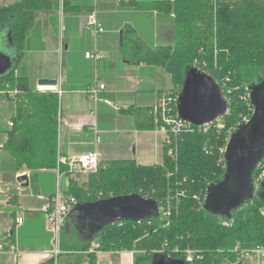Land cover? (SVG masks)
<instances>
[{
    "label": "trees",
    "instance_id": "1",
    "mask_svg": "<svg viewBox=\"0 0 264 264\" xmlns=\"http://www.w3.org/2000/svg\"><path fill=\"white\" fill-rule=\"evenodd\" d=\"M140 3L128 0V6L140 7ZM69 6L75 11L79 4L64 0L65 11ZM52 7V0H17L0 6V30L6 27L10 31L19 56L36 14ZM148 7L174 15L175 45L148 49L130 30L124 31L123 45L140 54V61L162 67L171 75L173 89L160 96L169 97L167 93L173 90L178 93L168 102L164 114L178 113L177 99L187 70L193 66L218 82L229 102V113L206 131L195 126L192 132H169L168 141L162 145L160 165L114 160L100 164L84 184L71 182L65 194L73 196L77 204L139 193L157 201L160 214L142 222L109 225L89 242L80 241L73 228L67 229L68 219L61 249L84 253L98 241L99 252H136L135 264H151L158 253L185 261L188 250L194 252V258L186 264H234L239 258L238 247L264 246L263 202L255 196L235 211L231 220L206 211L204 205L208 186L226 173L222 150L244 119L252 117L247 88L264 77V0H154ZM15 69L0 76V91L16 104L4 145L13 161L12 171L24 167L31 172L57 169L59 95L31 89L28 79L17 76ZM153 109L129 110L138 130L162 126L163 112L158 109L156 117ZM263 165L264 159L260 167ZM260 171L258 168L254 172V179ZM88 258L90 264H95L97 254L89 253ZM43 264H56V260L52 257Z\"/></svg>",
    "mask_w": 264,
    "mask_h": 264
},
{
    "label": "crops",
    "instance_id": "2",
    "mask_svg": "<svg viewBox=\"0 0 264 264\" xmlns=\"http://www.w3.org/2000/svg\"><path fill=\"white\" fill-rule=\"evenodd\" d=\"M138 1L140 7L128 6V0H99L97 15L104 32L95 36L87 26V16L94 10L91 0H72L79 4L75 11L71 10L72 6L65 11L64 0H52L51 10L36 14L21 56L17 52L15 74L26 77L33 90L48 89L59 95V153L63 156L97 150L101 164L114 160L158 164L145 159L144 148L153 145L162 149L166 134L158 128L138 130L129 110L157 105L160 93L173 89L172 77L164 68L140 61V54L123 45V35L126 30L132 31L136 40L148 49L174 46L175 17L149 9L154 0ZM16 2L0 0V6ZM111 14L114 24L110 26ZM0 35L8 37L5 31ZM87 53L101 58L87 59ZM42 80L55 81L56 85L43 86ZM99 85H104V89L95 101L88 90ZM15 106L12 99L0 92V244L5 246V251L0 252V264H43L53 246L46 220L39 210L57 192L58 178L55 169L31 172L24 167L18 172L12 171L13 161L4 145ZM94 126L101 137L97 146ZM148 137L153 141H146ZM139 150L142 161L135 157V151L137 154ZM21 176L28 177V186L25 181H18ZM61 186L65 192L66 179ZM17 216L24 217L20 227L14 225ZM78 238L85 242L79 235ZM8 244L15 245L18 253L8 251ZM136 255L134 251L99 252L95 264H135ZM56 264L90 262L87 253L79 252L62 255Z\"/></svg>",
    "mask_w": 264,
    "mask_h": 264
},
{
    "label": "water",
    "instance_id": "3",
    "mask_svg": "<svg viewBox=\"0 0 264 264\" xmlns=\"http://www.w3.org/2000/svg\"><path fill=\"white\" fill-rule=\"evenodd\" d=\"M7 32L11 45L10 31ZM7 36V35H6ZM17 56L12 59L0 52V76L6 75L17 66ZM14 64V66H13ZM43 86L56 85L55 81L42 80ZM249 101L253 107L250 120L239 125L231 134L224 153L226 173L218 182L208 186L204 209L217 216L231 220L233 213L258 196L264 204V182L256 190L254 172L264 159V77L248 86ZM229 102L214 77L193 66L187 70L184 85L177 99L179 117L195 126L209 125L225 117ZM18 181L28 177L21 176ZM157 201L139 193L119 195L95 202L79 203L70 214L71 223L85 242L92 241L105 227L125 221L142 222L159 217ZM151 264H186L158 253Z\"/></svg>",
    "mask_w": 264,
    "mask_h": 264
},
{
    "label": "built area",
    "instance_id": "4",
    "mask_svg": "<svg viewBox=\"0 0 264 264\" xmlns=\"http://www.w3.org/2000/svg\"><path fill=\"white\" fill-rule=\"evenodd\" d=\"M94 4V10L90 12L87 16V26L92 29L95 36L104 32V28L100 23L97 15V4L99 0H91ZM87 59H94L98 60L101 58L98 54L87 53ZM47 88V87H46ZM104 89V85H99L98 87H92L88 90V95L95 101L98 100V93L100 90ZM249 98V94H248ZM162 100V101H161ZM159 99L157 103V110L159 109L158 106L162 109L163 112V119L166 125L160 129L166 134V138L164 141H168L169 139V132L178 133L180 131L192 132L194 130L195 125L182 120L178 113L175 116L172 115H165L164 112L166 111V106L168 102L166 99ZM106 103L109 104L108 101ZM159 104H162L160 106ZM229 113V112H228ZM250 119L245 118L244 123L248 122ZM216 122H220V119ZM215 123V122H214ZM213 124V123H212ZM72 126L70 124H67ZM170 126L167 128L166 126ZM209 125H203L198 127H204V130H207ZM12 126V123H10ZM221 127V125H218ZM95 131V144L96 146L100 144L101 137L99 135V131L97 130L96 126H94ZM225 149L222 150L225 153ZM169 154L175 157V153L170 150ZM101 164V157L97 150L92 152H86L79 155L74 156H63L59 155L58 157V166L56 170L57 178H58V190L57 192L46 199V203L43 207L39 210V212L43 215L46 220V228L49 234L51 235V242L53 249L48 254L49 258L57 257L62 254L61 249V238L64 228L68 222L70 214L74 207L77 205V200L73 196L66 195L61 184L64 179L67 180V186L70 185L71 182H81L83 179L89 177L92 173L96 172ZM261 169L260 173L254 179V184L256 190L259 189L260 185L264 182V165L259 166ZM43 199V197H40ZM264 214V211L262 212ZM24 224V217L17 216L14 221L15 227H20ZM100 243L98 241H94L91 244L90 249L85 252L89 253H99ZM5 251V246L0 244V252ZM8 251L13 253H18L17 247L13 244H8ZM236 252L239 254L238 261L234 264H264V246H256L249 249L238 247ZM194 258V252L188 250L186 253V263H191Z\"/></svg>",
    "mask_w": 264,
    "mask_h": 264
},
{
    "label": "rangeland",
    "instance_id": "5",
    "mask_svg": "<svg viewBox=\"0 0 264 264\" xmlns=\"http://www.w3.org/2000/svg\"><path fill=\"white\" fill-rule=\"evenodd\" d=\"M108 20H110V26L114 24V22H113L114 21V18L112 17V14L109 15ZM109 29L110 28L107 29V32L110 31ZM0 52L2 54L6 55V56H8L10 58H12V59H14L17 56V50H16V48L13 45L10 44V42L8 41V39L4 35H0ZM13 66H14V64H13ZM43 92H50V91L48 89H45V91H43ZM176 93H178L177 90L176 91H174V90L173 91H170V92L167 93L169 95V97H166V96H162L161 95V96H159V99L161 100V99H166L167 98L166 101L171 103L173 101L174 96H175L174 94H176ZM168 99H169V101H168ZM159 105L162 106V104H159ZM156 107H157V105H155L153 107L154 108L153 110H154V115H156V117H157V108ZM158 108L160 110H162L159 106H158ZM162 121H163V124H162V126L157 127L158 129H161L163 127V125H166L163 118H162ZM121 126L124 127V128H126L125 124H123V123L121 124ZM166 127L167 128H170L169 125L166 126ZM123 131L128 132V130H123ZM145 137H147V136H145ZM146 141L152 142L153 141V138L152 137H148V139H146ZM136 149L137 148H135V150ZM144 150H145V154H146L145 155V159H147V161H149L150 163H153V164L154 163H158V164H154V165H160L161 164L160 162H162V158H163V151H162L161 148H156V147L154 148V146L152 145L151 148H144ZM132 152H133V150H132ZM135 157L139 161H142L141 160L142 159V156H141L140 150H139V152H137V154H136V151H135ZM106 164H108V162L107 163H104L103 165H106ZM88 178L89 177L83 179L81 182L79 181L78 184L79 185L84 184L88 180ZM14 215H15V212H14ZM77 253L78 252L71 253V252H63L62 251V254L61 255H59L57 257H54V258H55V260H57V259L61 258V256L64 255V254L65 255H70V254H74L75 255Z\"/></svg>",
    "mask_w": 264,
    "mask_h": 264
}]
</instances>
